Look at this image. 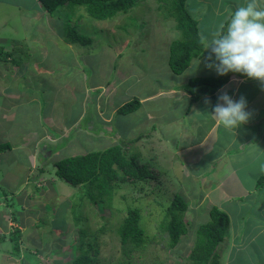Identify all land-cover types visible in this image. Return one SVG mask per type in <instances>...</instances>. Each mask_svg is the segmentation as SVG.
Listing matches in <instances>:
<instances>
[{
	"label": "rangeland",
	"instance_id": "374dc122",
	"mask_svg": "<svg viewBox=\"0 0 264 264\" xmlns=\"http://www.w3.org/2000/svg\"><path fill=\"white\" fill-rule=\"evenodd\" d=\"M139 1V5L128 13L108 20L92 19L85 12L84 6L76 5V8H72L69 5L65 7L67 11L62 13V20L65 15H71L72 19L68 24L66 20L59 22L58 14L50 15L36 8L35 5L38 7H41V5L36 3L35 0H0V86L7 85L8 81L12 80L11 78L13 77L14 79L16 78V81H19L21 76L18 75V70L29 66L31 68L26 78L28 81L24 84L25 86L28 84L29 86L31 84L36 85L39 80L43 84L42 77L48 80L50 84H53L60 76L64 81H67L64 83L65 94L60 92V97L53 94L52 92L55 91L54 87L49 89L48 85L45 86L46 91L44 92V89H41V94H38V96L27 92L29 101L26 98V94L22 103L13 110L8 109V113L7 111L3 113L6 107V97L0 105V111L3 116L0 117V130L4 127L7 128V122H9L8 127L11 132V137L8 138L9 141L12 144L13 139L16 143L22 137L23 140L17 142L16 146L22 149L26 148L25 150L27 151L25 153V151L16 150L10 153L9 150H5L0 153V193L3 195L7 194L5 197L7 201L5 198L0 201V240L9 239L10 235L5 237H2V235L15 230L13 227L18 226L22 230L21 246L23 250L32 249L36 251L38 237L44 244L50 243L49 246L54 244V249L50 247L51 255L48 252L50 257L43 254L40 255L41 260L46 264H72L73 252L70 253L71 245L74 240H77L79 229L85 227L91 231H97L103 225L106 229L99 233L100 237L98 236L100 238V254L98 255L100 263L97 264H189L186 257L190 253L194 239L182 238L180 244L175 248H169L166 246V233H162L159 229L165 210L171 204L175 195L184 196L182 194L184 184H179L174 174L169 171V167L165 163L169 157L163 159V156H160L162 158L160 160L154 155L156 153L155 149L153 151L143 150V137L146 135H157L156 131L159 133L162 121L160 118L164 115H160L158 120L153 119L151 121L154 125L151 130H148L150 124L144 121L145 114L143 110H138L131 115L122 116L118 119L124 132L128 135H137L135 138L140 136L142 138L141 143L136 141L135 138L128 141L122 138L120 140H112L111 138L107 140L99 136L92 137V133H88L86 130L77 133L79 124H77V118L81 108L79 98L83 93L81 87L83 88L85 82L89 81L87 79L88 75L97 71L98 67L100 69L97 71V79H102L106 76L109 81L112 80L116 72L114 63L118 66V64L124 62L122 60H127L129 71L135 74L136 77L124 85V87L129 88L128 91H125L124 87L122 88L124 90V98H127L128 92L130 94L144 95L153 93L160 88L173 87L174 84L186 85L191 78L201 76L195 74L194 70L195 68L198 71V63L196 66L191 65L181 75L173 72L168 63L170 46L173 41L181 38V32L177 29L175 20L165 16L167 8L164 7L160 11L155 9L159 5L158 1ZM245 3L246 1L243 2V4ZM260 3L262 5L261 1ZM234 5L238 7L237 3L235 4V1L233 2L232 0H187L188 10L199 18V25L202 24L203 36L207 37L208 41L212 38L213 30L226 17V11L223 10L228 9L230 12L235 7ZM78 10H84V17H78ZM144 20L149 22L143 28ZM67 24L69 27H75L79 32L92 36L93 39L90 45L83 46L80 43L72 44L66 41ZM146 37L151 39V42L155 44L154 47L148 45L147 41L143 42ZM81 55L82 57L90 56L97 66L84 65V60L78 63V57L81 60ZM13 57L19 58V61H16L18 64L16 67L11 65ZM59 58H63V60ZM73 59L76 62L74 65L72 63ZM111 60L114 63H110ZM22 63H25V66H22ZM78 64L82 68L84 67L82 74H77ZM42 66L59 69V72H51L49 74ZM69 88L70 91L67 92ZM113 95L114 92L112 91L108 100L111 97L113 98ZM32 97H34V100H32ZM135 99H138V96L129 98V101ZM40 108H43V110L39 115ZM90 109L91 107L88 106L89 117L81 121L82 127L88 125V120L92 116V113H89ZM102 113H112L107 108V104ZM7 115L9 117H6ZM50 115L55 118L54 122L56 124L59 123L58 125L55 124V127L49 121ZM71 123H74V125L71 126ZM36 124L40 126L42 133L44 131L49 132L52 137L49 138L47 136L43 140L33 137L31 129ZM59 125L60 127H58ZM68 126H71L70 131L66 132ZM153 128L156 131L152 132ZM158 135L162 136L163 134L159 133ZM175 137L174 129H171L169 139H167L168 148H166V144H161V148L166 149L167 154L169 149L172 152L175 150ZM58 141L60 142L56 144ZM81 142L82 145H80ZM122 143L130 144L128 145L127 154L139 156L138 160L146 163L147 167L160 180L161 186L157 184V180H154L151 184H148V181L122 185L116 183L112 207H105L101 211L96 204L87 201L82 209L84 208L83 211L88 214L82 212L84 217L87 216L88 221L83 219L84 223L79 222L78 225H73L74 217L72 215L67 216V214L64 219H60L58 212L64 209L62 205L65 203L63 204V202L67 196L73 194L74 196L68 197L71 198L72 203L76 199L74 193L77 189L56 177L53 164L45 163L94 151H103L118 144L125 147L126 145ZM56 145H60V149ZM154 145L156 147V143ZM231 149H228V154H225L226 158H223L222 161V164L228 170V176L222 178V184H220L219 175L213 178L214 174L212 173L209 177L211 181L215 182L212 186L214 190L210 193L214 201L227 197L229 193L242 196L244 189H246L239 186L236 179L237 173L230 168V155L233 153ZM163 154L165 155V153ZM143 156L146 158H143ZM211 156L212 154L210 153L200 156L201 162L193 164L192 169L189 168L194 177L185 179L183 182L189 186L194 185L195 182L199 186L203 185V175L207 172L211 173L214 170L212 166L217 168V161L211 160L213 159ZM185 159V156L178 155L172 157L171 160L174 164H180ZM234 160L237 162L236 158ZM165 166L167 171L164 169ZM40 168L50 169L52 172L44 169L42 171ZM252 168L255 169V167ZM173 169L179 171L182 175L181 168L174 165ZM166 173L167 177L161 179ZM169 173L172 174V179H170ZM247 174L246 178L241 179L250 188L247 190L249 192L253 191L246 204L248 208L247 214L255 216V219H263L257 215V212L261 211L259 200L264 201V189L253 190V187H255L258 178L264 173L257 172L256 176ZM196 192L193 189L186 193L185 197L190 202L189 205L195 202L196 196L192 195L191 199H189L187 194ZM19 200H22L23 205ZM206 206L200 210L199 217L201 220L197 218L195 221H189L192 218L189 216L192 215L191 212H188L184 217L189 223L192 233H195L197 227L202 224L200 221L203 222L205 217L208 216L209 207ZM228 206L230 207L233 220H241V214H245L246 211L239 214L238 208L233 203ZM133 208L140 209L141 226L145 231L144 236L149 239L144 248H134L131 244L123 245L117 234L112 230L110 231V226L122 221L127 216L128 210ZM78 209L72 211H78ZM53 211L57 212L55 216L52 215ZM11 212H15L13 215L14 219H18L16 216L23 213L24 219L22 221L25 224L14 222ZM51 215L53 218H51ZM43 218H46L45 222L47 224L38 228L36 223L43 220ZM51 219L55 220V226ZM56 220L63 222V224L56 222ZM236 227V224H233L234 231H236ZM39 232H43L42 236L39 235ZM250 239L251 237L248 240L250 241ZM258 239L253 238V242H250L251 245L247 246L249 248H245L243 252H238V254L243 255L245 252L250 251L253 248L252 246L257 245ZM93 244L95 245V242ZM10 245L8 246L10 247ZM235 251L236 248H234L233 253ZM254 251H257V249H254ZM91 252H94V248L91 249ZM21 259L23 257L19 258L20 261ZM19 260L11 254L3 253L2 256L0 254V264H17ZM95 263L96 261L91 264ZM244 264L250 263L245 262ZM255 264H264V260L255 261Z\"/></svg>",
	"mask_w": 264,
	"mask_h": 264
},
{
	"label": "crops",
	"instance_id": "0c3cea01",
	"mask_svg": "<svg viewBox=\"0 0 264 264\" xmlns=\"http://www.w3.org/2000/svg\"><path fill=\"white\" fill-rule=\"evenodd\" d=\"M232 1H235V4L237 3V6H239L242 5L246 0ZM260 1L262 2V5H264V1ZM236 8L237 7L235 6L230 12L228 9L223 10L226 11V17L225 19L223 18L224 20L222 19L221 24L215 28V30H213V33L220 32L222 30L223 24L227 22L226 20ZM197 19L199 21V18ZM201 25H199V29L202 36L203 31L201 30ZM149 44H151L153 47L155 45L151 41ZM84 57L81 56V60L78 57V63L79 61L84 60L85 64L89 66H97L90 56H87L85 59ZM61 60H63V58ZM200 60L201 59H194L192 65L196 66ZM11 61L13 62L11 65H14V67L18 66L14 60ZM122 61L124 62H121L117 66L114 61L111 60L110 63H114L116 66V72L112 80L108 81L106 76L102 79H97V71L100 69L99 67L97 71L88 75L87 79L89 81L85 82L83 88L81 87V91L83 93L79 98L81 108L79 109V115L77 118V124L79 123L77 126V133L82 130H86V132L92 133V137H102L100 133L98 131H94V129L97 130L99 126L104 125L107 126L106 128L108 132L113 133V135H111L113 140H120V138H122L129 141L135 138L137 135H128L124 132L123 128L121 127L122 124L118 120L120 117L131 115L138 110H143V113L145 114L144 121L150 124L148 130H151V127L154 126L153 122L151 121L153 119L158 120L160 115H164L160 118L162 121L159 127V133L163 135H158V131L153 128L152 132L156 131L157 135H146L143 137V150L153 151L155 149L156 153H154V155L160 160L162 158L165 159L166 157H169L168 161H164L169 167V171L174 174L179 184H184L182 194H184L183 197L186 201L187 199L185 195L189 190L195 189V191H197L196 193L187 194L189 199H191L192 195L196 196L195 202L189 205V208L187 209L188 212L192 213V215H189L192 217L189 220L195 221L197 218H200L199 213L201 208L207 205L206 207H209L208 216L205 217L203 222L200 221L201 223H206L210 220L211 208L213 206H218L228 213L231 220L228 235L225 238V241L221 244L222 264H244L245 262L255 264V261L264 260V201L262 202L259 200L261 211L257 212V215L263 219H255V216L248 215V208L246 207V204L248 203V198L252 195L253 191L249 192L247 189L250 188L245 185L243 180L241 181V179L247 177V173H249L251 176H256L257 172L264 173V84L256 79L249 78L244 74L234 73L232 80L219 89L217 92V97L224 92H227L234 100H239L241 96L245 97L247 101L246 111L250 113L247 122L239 125L235 129H227L221 123H218L215 119H213L211 115V112L213 111V99L210 97V95L205 94L197 101L192 103V94L187 90V88H185V85L174 84L173 87L160 88L153 93H146L144 95L130 94L128 92L127 98H124V90L128 91L129 89L128 87H124V85H126L131 79H134L136 75L129 71L127 67L129 64L126 62L127 60L124 59ZM72 63L73 65L76 64L74 59L72 60ZM206 63V60H201V62L198 63V71H196L194 68L195 74H199L201 76L219 75L214 68H208ZM24 64L25 63H22L21 65L25 66ZM30 68L31 67L29 66L18 70V75L21 76L19 81H16V78L14 79L13 77L11 78L12 80L8 81L9 83L7 85L0 86V105L3 102V99L5 97L7 98L6 107L3 113H6V111L8 113V109L13 110L19 104H21L27 92L28 94H34L35 96L40 94L36 88V85H24L28 81L26 78L29 74ZM42 68L48 71L49 74H51V72H59V69H53L51 67L42 66ZM83 71L84 67L82 68L81 65L78 64L77 74H82ZM137 79L139 80V78ZM55 82H57L54 84L55 91L52 93L57 97L58 95L60 97V92L64 93V83L67 81H64L60 76L55 80ZM66 87H68V85H66ZM123 87L125 88L124 90H122ZM69 91L70 88L67 92ZM96 91L99 93H96ZM112 91L114 92L113 98L111 97V99L108 100V97ZM28 94L26 98L29 101ZM133 96H138V99L142 102L139 109L132 113L119 114L117 112L118 108L124 103L128 102L129 98H132ZM40 99L43 100L41 97ZM32 100H34V97H32ZM206 100L210 101V103H206ZM106 104L107 108L112 113H102ZM88 106L91 107L89 113H92V116L88 120V125H86L87 127H82L81 121L84 118L88 119L89 117ZM39 110L40 115L43 108H40ZM103 114L107 117V125L101 122V115ZM0 117H3L1 111ZM6 117L9 116L7 115ZM49 121H51V125L55 127V118L52 115H50ZM8 125L9 122H7V128L4 127L0 130V143L10 142L8 138L11 137V132ZM72 125H74V123H71V126ZM71 126L67 127L66 132L70 131ZM58 127H60V125ZM171 129H174V134L176 135V142L174 146L175 150L172 152V150L169 149L167 154V150L161 148V144H166V148H168L167 139H169V133ZM31 134L33 137H36L37 139L39 138L40 140H43L44 136H48L49 138L52 137L50 136L49 132L44 131L42 133L40 126L37 124L33 129H31ZM22 140L23 138L20 137L17 142H21ZM16 143L12 139V147L11 150H9L10 153H13L16 150H21L23 152L25 151V153L27 152L25 150L26 148L22 149L19 146H16ZM154 143H156V147ZM229 148H232L231 152H233L230 155V168L237 173L236 179L237 183H239V186H242L246 189H244V194L242 196L229 193L227 194V197L214 201L212 200L213 197L210 195V193L212 190H214V187L212 186L215 184V182L211 181L209 177L212 173L214 174L213 178H216V176L219 175L220 184H222V178L228 176V170L225 168L224 164H222V161L223 158H226L225 154H228ZM161 149L162 151H160ZM163 153H165V155ZM209 153L212 154L211 157H213L211 160L217 161V168L212 166L214 170L211 173L207 172L205 175H203V185L199 186L198 183L195 182L194 185L189 186L187 183H184L183 180L194 177L193 173L190 171V169H192V165L201 162L200 156ZM178 155L185 156L186 159L180 164H174L171 159L172 157ZM160 156L163 157L160 158ZM143 158L146 157L143 156ZM234 158L237 159V162H235ZM161 162L163 163V161ZM174 165L178 168H181L182 175L179 173V171L173 169ZM252 167H255V169ZM164 169L167 171L166 166ZM169 174L170 179H172V174ZM166 177L167 173L165 176H162L161 179H165ZM155 180L160 182L156 175ZM253 190L257 189L253 187ZM231 203H233L238 208L239 214L246 211L245 214H241V220H233L230 207L228 206L231 205ZM233 224H236L237 226L236 231L233 230ZM250 237L251 239L249 241L248 239ZM253 238L260 239H258L257 245L252 246L253 248H251L250 251L245 252L243 255H239L238 252H243L245 248H249L247 246L251 245L250 242L253 240ZM234 248H236L235 253H233ZM254 249H257V251H254Z\"/></svg>",
	"mask_w": 264,
	"mask_h": 264
},
{
	"label": "trees",
	"instance_id": "16d2710c",
	"mask_svg": "<svg viewBox=\"0 0 264 264\" xmlns=\"http://www.w3.org/2000/svg\"><path fill=\"white\" fill-rule=\"evenodd\" d=\"M156 1H158L159 5L155 9L160 11V9H163L164 7L167 8L165 16L167 18H173L177 24V29L181 32V38L171 43L168 57L169 67L174 73L181 75L192 65L194 59L206 60L208 52L205 51V42H201L199 21L188 10L187 0ZM35 2L40 3L41 5V7L35 5L36 8H39L50 15L58 14L59 22L66 20L68 24L72 19L71 15H65L62 20V13L67 11L65 7H68L69 5H71L72 8H76V5L84 6L85 12L92 19L108 20L128 13L140 3L139 0H35ZM77 12L79 13L78 17H84V10H78ZM148 22V20H144L142 27L144 28ZM225 28L226 23L222 30ZM65 38L66 41L72 44L80 43L83 46L90 45L93 39L92 36L79 32L75 27H69V25ZM146 41L148 42V45L152 46L149 44L151 39L146 37V40L143 39V42ZM18 59L19 58L13 57L15 62ZM234 73L235 72H229L226 75H208L191 78L189 83L185 85V88H187L192 94V103L207 94L213 99L214 106L218 102L217 92L232 80ZM40 75L43 76L42 74ZM41 80L43 81V84L40 83V80L36 82L40 94L41 89H44V92L46 91L45 86L49 85V89L54 87L55 81L53 84H50L44 77H42ZM96 93L99 92L96 91ZM140 106V100L135 99L121 107L119 112L128 114L136 111ZM94 131L104 133L102 136L104 139H112L111 135H113V133L108 132L106 126H99L98 129H94ZM135 139L140 143L142 142L140 136ZM122 144L126 146L122 147L118 144L103 151H94L45 163L53 164L56 177L66 181L77 189L74 193L76 199H74L72 203L71 198L68 197L74 196L73 194L67 196L63 202V204L65 203L62 205L64 209L58 212L60 219H64L67 214V216L72 215V217H74L75 221L73 222V225H78L79 222L84 223L83 219L88 221L87 216L84 217V213H88L83 211L84 208L82 209L85 202L87 203L88 201L96 204L99 209L103 211L105 207L109 208L113 205L114 188L116 183L121 185L137 183L140 181H147L149 178L153 177L154 173L152 170L147 166H144L146 164H140L138 162L139 156L135 154H127V147L130 144ZM60 145L56 146L60 149ZM80 145H82V142ZM11 147L10 142L0 143V153L5 150H11ZM43 169L44 168L41 170L43 171ZM44 170L52 172L50 169ZM263 187L264 174L258 178L255 185L257 190ZM6 196V193L4 195L0 193V201ZM6 199L7 198H5V200ZM19 201L23 205L22 200ZM12 207L14 208L13 205ZM187 208L188 205L179 195L166 208L164 218L159 225L160 231L167 235L165 238L166 246L169 248H175L180 244L182 238H192L194 239V244L189 251V255L186 257L189 264H220L218 247L228 235L230 229V216L218 206H213L210 210V220L206 223H202L199 228L195 230V233H192L189 223L184 219ZM77 209L78 211H72ZM11 213L13 218L15 212ZM22 214L20 213L16 216L18 219L13 218L14 222L22 223V225H24L25 223L22 221L24 219ZM45 219L46 218H43L40 223H44ZM61 223L63 224V222ZM36 225L39 226L41 224L38 223ZM13 228L15 230L2 235V237L8 235H10V237L9 239H1L3 240V243L0 240L1 256L3 253H7L15 256L18 260L23 257V259H21V261L19 260V263L17 264H45L40 258V252L47 246L40 248L41 244H39L36 247V251H33L32 249L23 250L21 246L22 230L18 226H14ZM105 229L104 225L97 231H91L85 227L79 229V236L71 245L72 249L70 253L73 252L72 264H91L95 261V264L100 263L98 257L100 254L99 233L105 231ZM111 230L117 234L123 245L131 244L134 248L146 247L149 240L144 236L145 231L141 226V212L139 208L129 209L127 216H125L122 221H119L116 225L112 224L110 226V231ZM93 242H95L96 246ZM9 244H11L10 247L8 246ZM93 248L94 252L92 253L91 249Z\"/></svg>",
	"mask_w": 264,
	"mask_h": 264
},
{
	"label": "clouds",
	"instance_id": "9594fccd",
	"mask_svg": "<svg viewBox=\"0 0 264 264\" xmlns=\"http://www.w3.org/2000/svg\"><path fill=\"white\" fill-rule=\"evenodd\" d=\"M226 21V28L220 32L213 33L210 41L207 40V37L201 36L202 43L207 41L205 43V51L208 52L206 66L208 68H214L219 75H226L229 72L241 73L264 84V5H261L260 0H246V3L239 5ZM200 62L201 60L198 61V63ZM131 101L132 100L121 105L117 112L120 114V108ZM205 102L210 103L208 100ZM246 108L247 101L245 97L241 96L239 100H234L227 92H224L218 96V102L213 106L211 115L213 119L221 123L225 128L235 129L249 119L250 113L246 111ZM106 119L107 117L104 114L101 115L102 123L106 124ZM103 134L104 133H100L101 136H103ZM127 149H129V146ZM138 162L140 164H146L144 161L142 163L138 160ZM154 180L155 174L147 180L148 184L153 183ZM157 184L161 186L160 182H157ZM178 195L179 194L175 195V198ZM181 197L184 199L183 196ZM184 201L189 206V203L185 199ZM55 211L52 212L53 216L57 213H55ZM187 212L188 211H186V214ZM52 215L51 218H53ZM51 221L55 226V220L51 219ZM40 222L41 220L36 223L41 224L37 226L38 228L47 224L45 221L44 223ZM56 222L61 223V221L57 220ZM42 233L39 232V235L42 236ZM39 244H41L40 248L44 246L48 247V249L47 247L45 249L43 248L40 255L49 256L48 252H50L51 255V248L54 249V244L52 246H49L50 243L44 244L40 237H38L37 245ZM221 246L222 245L218 247V252L220 251V264H222Z\"/></svg>",
	"mask_w": 264,
	"mask_h": 264
}]
</instances>
